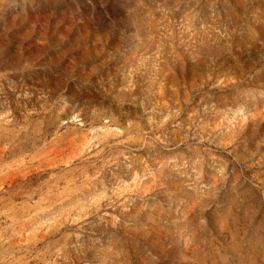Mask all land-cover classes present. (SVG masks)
Listing matches in <instances>:
<instances>
[{
    "label": "clouds",
    "instance_id": "1",
    "mask_svg": "<svg viewBox=\"0 0 264 264\" xmlns=\"http://www.w3.org/2000/svg\"><path fill=\"white\" fill-rule=\"evenodd\" d=\"M126 16L0 61V264H264V0Z\"/></svg>",
    "mask_w": 264,
    "mask_h": 264
},
{
    "label": "rangeland",
    "instance_id": "2",
    "mask_svg": "<svg viewBox=\"0 0 264 264\" xmlns=\"http://www.w3.org/2000/svg\"><path fill=\"white\" fill-rule=\"evenodd\" d=\"M133 0H0V61L8 66L18 48L29 50L35 33L55 44L66 29L74 25L70 39L85 26L99 33L120 34L122 21L128 19L126 11ZM129 31H131L129 29ZM81 52L78 50L77 55ZM54 55V53H53ZM192 77V68L185 71ZM264 78V74H262ZM264 135V125L259 130ZM254 145V141L249 147Z\"/></svg>",
    "mask_w": 264,
    "mask_h": 264
}]
</instances>
